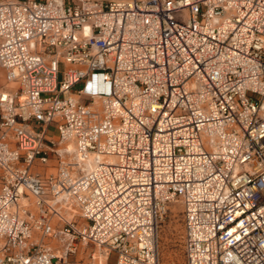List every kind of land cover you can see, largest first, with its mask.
Here are the masks:
<instances>
[{
    "label": "built area",
    "instance_id": "built-area-1",
    "mask_svg": "<svg viewBox=\"0 0 264 264\" xmlns=\"http://www.w3.org/2000/svg\"><path fill=\"white\" fill-rule=\"evenodd\" d=\"M0 69V264H264V0H2Z\"/></svg>",
    "mask_w": 264,
    "mask_h": 264
},
{
    "label": "rangeland",
    "instance_id": "rangeland-1",
    "mask_svg": "<svg viewBox=\"0 0 264 264\" xmlns=\"http://www.w3.org/2000/svg\"><path fill=\"white\" fill-rule=\"evenodd\" d=\"M2 1V0H0ZM64 66H61L60 80H62V73L64 71ZM0 89L2 87H7L10 91H15L17 89V84L13 82H8L6 78V73L4 70L0 69ZM98 79H94L91 83L92 88L88 89L91 91L97 86ZM85 84L79 85L76 89L84 88ZM51 134L54 133V128L50 130ZM70 157V156H67ZM52 166L56 165V160L52 161ZM87 165V164H86ZM87 169V167H86ZM53 172V171H52ZM185 232L183 225V206L181 202H174L169 206L166 214L163 215L159 223V254H160V264H185ZM55 247H59L57 243L54 244ZM87 256L82 254L78 257H72L70 259L71 264L80 259H86ZM116 261V256L111 257L110 264H114Z\"/></svg>",
    "mask_w": 264,
    "mask_h": 264
},
{
    "label": "bare ground",
    "instance_id": "bare-ground-1",
    "mask_svg": "<svg viewBox=\"0 0 264 264\" xmlns=\"http://www.w3.org/2000/svg\"><path fill=\"white\" fill-rule=\"evenodd\" d=\"M96 79H98V78H96ZM92 86H93V84L90 82V83L88 84L87 91H88V89L92 88ZM73 150H74V149H73L72 146H68V148H67V151H68V152H72ZM98 157H100V156H98V155H93L92 157L89 158L88 162L86 163V164H87V165H86L87 169H89V167L92 166V165L95 163V161L97 160ZM86 167H85V168H86ZM87 169H86V170H87Z\"/></svg>",
    "mask_w": 264,
    "mask_h": 264
},
{
    "label": "crops",
    "instance_id": "crops-1",
    "mask_svg": "<svg viewBox=\"0 0 264 264\" xmlns=\"http://www.w3.org/2000/svg\"><path fill=\"white\" fill-rule=\"evenodd\" d=\"M0 75H1V73H0Z\"/></svg>",
    "mask_w": 264,
    "mask_h": 264
}]
</instances>
